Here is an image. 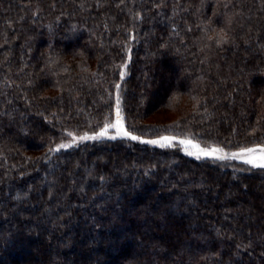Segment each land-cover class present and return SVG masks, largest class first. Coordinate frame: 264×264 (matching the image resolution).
Instances as JSON below:
<instances>
[{
    "label": "trees",
    "instance_id": "16d2710c",
    "mask_svg": "<svg viewBox=\"0 0 264 264\" xmlns=\"http://www.w3.org/2000/svg\"><path fill=\"white\" fill-rule=\"evenodd\" d=\"M117 94L172 146L55 150ZM184 139L264 146V0H0V264H264V168Z\"/></svg>",
    "mask_w": 264,
    "mask_h": 264
},
{
    "label": "snow or ice",
    "instance_id": "6c2138e0",
    "mask_svg": "<svg viewBox=\"0 0 264 264\" xmlns=\"http://www.w3.org/2000/svg\"><path fill=\"white\" fill-rule=\"evenodd\" d=\"M219 37L218 43H226L225 35L217 33ZM124 73L121 72V78H123ZM116 89L119 90L120 85H115ZM116 118L114 122L105 121L103 127L99 132H96L93 135H88L85 133L82 136H75L72 133H69L72 136V141L69 144H60L55 149L59 151L63 148H68L77 142H82L86 140H100L102 138H108L115 140L117 138H127L131 140H138L142 143L159 145L160 147L172 146L174 140L173 137L161 136L159 139L155 140H142L141 137L134 135L132 132L128 131L124 127L123 116L121 114L120 108V99L117 94L116 97ZM109 130H114V134L110 135ZM180 144L184 145L185 152L190 156H195L197 159L202 157L212 158L216 160H226V159H241L244 163L251 165L252 167L264 168V147H252V148H243L239 152L226 153L220 147H201L197 142H194L192 139H184L179 141Z\"/></svg>",
    "mask_w": 264,
    "mask_h": 264
},
{
    "label": "rangeland",
    "instance_id": "374dc122",
    "mask_svg": "<svg viewBox=\"0 0 264 264\" xmlns=\"http://www.w3.org/2000/svg\"><path fill=\"white\" fill-rule=\"evenodd\" d=\"M121 108V107H120ZM115 113H116V109H115ZM122 114V113H121ZM115 118H116V115L114 116V119L111 121V122H114L115 121ZM109 134L110 135H112V134H114V130H109ZM73 135H75V136H77V137H79L80 135H76V134H73ZM163 136H169L170 137V135H163ZM175 138V137H174ZM71 141H72V136H70V138H68L67 140H65V141H63V142H61L60 144H69V143H71ZM83 142V141H82ZM81 142H77V143H75V144H72V145H77V144H80ZM255 147H264V146H255ZM223 149V148H222ZM226 153H229V154H231V153H234V152H239L241 149H223ZM241 160V159H240ZM243 161V160H242Z\"/></svg>",
    "mask_w": 264,
    "mask_h": 264
}]
</instances>
